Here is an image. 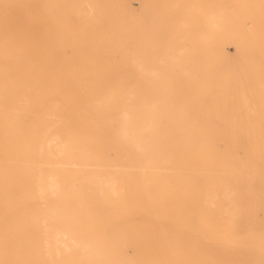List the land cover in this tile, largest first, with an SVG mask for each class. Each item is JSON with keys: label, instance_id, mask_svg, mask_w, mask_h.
<instances>
[{"label": "bare ground", "instance_id": "obj_1", "mask_svg": "<svg viewBox=\"0 0 264 264\" xmlns=\"http://www.w3.org/2000/svg\"><path fill=\"white\" fill-rule=\"evenodd\" d=\"M228 2L204 12L212 64L226 14L258 26L217 74L161 25L132 38L131 0H0V264H264V58L246 57L264 54V0ZM190 71L233 124H189L188 94L154 91Z\"/></svg>", "mask_w": 264, "mask_h": 264}, {"label": "rangeland", "instance_id": "obj_2", "mask_svg": "<svg viewBox=\"0 0 264 264\" xmlns=\"http://www.w3.org/2000/svg\"><path fill=\"white\" fill-rule=\"evenodd\" d=\"M146 1L147 2H145L144 0H131V9L139 12L138 13L139 14L138 19H140L138 22L135 21L132 24V30H131L132 31L131 32L132 38H133V35H135V33H139V32H141V34L143 32H146V34L148 35L149 32L146 30L148 27L153 26V25H157V26L161 25L162 30H158L160 32L157 31V34L158 35L163 34L165 37L173 36V38H171V43H172L173 47L176 48L179 45H183V46H185V48H187V50L191 51L193 54H194V52L199 54V60L197 63L192 62V60L190 58L187 61L183 62L184 65L190 69L193 67H198V66H200V67L206 66L207 68H213L211 70H213L217 74H221L224 72L228 73L229 67H231V68L233 67L235 69L238 66V63H237L238 59H240L241 53L243 52L241 49V46H247L248 43H251L252 40L248 39L247 37L249 34H252L254 31L251 33L248 32L247 34H245L246 36H244V38L242 40L235 39L234 35L236 34V32L237 33L240 32L241 29H247V28L252 29V28H255L256 26H258L256 20H253L252 18L238 17V16L234 17L230 13L226 14L224 19H223L222 30L219 32L220 39H216L217 41H220L221 43H223V45H222L223 50L222 51H224V54H225V58H223V60L224 59L225 60L222 63L212 64L210 62V60H211V49L214 50V48H215L214 45L216 44L215 43L216 41L214 42L213 39L210 38L213 29L210 26L209 20L206 17L204 12L210 6H212L211 2L213 0H207V1L201 0V3H199V0H178V1L177 0H152L151 2H153L155 4L156 9L153 8V6L151 5V3L148 0H146ZM169 1H172V3ZM228 1L230 2V3L228 2L229 3L228 6H229V5H234L233 2H235L236 0H228ZM162 3H163V8H164L163 10L164 11L172 10V8L175 7V3H176V9H174V11L166 13V15L163 16V17H167V19H168L165 24L163 22H160V16H159L160 14H159L158 9H157V7H159ZM144 11H146V13H144ZM181 15H182V19H185L186 22L189 23V25H188L189 31H187V34H185L187 39L184 43L180 42L181 41L180 38L178 39V37L180 36L179 33H181L180 30H179V33H177L178 27L180 25L179 19L181 18ZM155 21H157V23ZM233 21H235V22H233ZM162 24H163V26H162ZM142 25H144V26H142ZM226 26H227V29H226ZM167 30H169V31H167ZM206 34L209 35V37L197 38V39L189 38L190 36H195V35L206 37L205 36ZM255 41H257V40H255ZM131 42H130V45H132V47L134 48L133 39L131 40ZM234 42H236V43H234ZM248 55H250L249 57H251V59H252L251 64L254 67H255V65L262 67L261 64L263 62H261V61L264 58V54L262 51L258 50V51L252 52L250 54L248 53V54H246V57H248ZM130 65H131V69L133 68L130 79L132 81H134L133 78H134L135 73H136V70L134 67L135 62L134 61L130 62ZM154 65H155L156 71L160 72V70H161L159 68L160 64L156 63ZM243 66H245V64ZM176 71H178V70H176ZM179 73H181V75H182L183 72H181V70H179ZM179 73L176 72V75H178ZM208 73H209V69L207 70V75H208ZM194 74H195L194 72L190 71L187 74L186 78L178 79L180 82L186 84L185 87L178 86L179 89H178V87L177 88H163V87H160L157 85L156 87H154V91L159 92V93H166V92L170 93L174 90V91H182L185 94H188V96H187L188 100H187L185 105L188 108H190L189 112L196 114V115L197 114L199 115V117H193L191 119L186 120L187 123H189V124L200 123V124L216 125V124H230V123H232V120L230 121L229 118L222 117V114L220 112H216L215 106L210 102L209 96L204 95V94H200L198 92V91L202 90L203 88L197 89L191 85L192 83H195V82H203V81L205 82V80L207 79L208 76H205V78L198 80V79L194 78ZM228 74H230V73H228ZM115 75H116V72H115ZM226 77L229 78L227 80L230 82H234V83L237 82L235 79H233V76L229 75ZM115 79H117V78H113V80H115ZM130 79L125 80V81L129 82ZM160 80H161L160 78H157L155 80V82L157 84H159L162 81V80L161 81ZM140 81H142V80L140 79ZM206 81H209V80L207 79ZM241 82H247V84H246L247 86L243 87L244 89H247V90L252 89V85H251V83L253 84L252 79H246V80H243ZM213 89H216V87H214ZM238 89L239 88H233V89H229V90L236 92V91H239ZM172 94H173V92H172ZM173 96L175 97V100L177 101V104H178L179 101L182 99L183 95L175 94ZM197 97L200 98L201 104L195 103L197 101ZM196 107L197 108L201 107V108H203V110H201V111L194 110V109H196ZM192 108H194V109H192ZM213 112L220 114L218 116L221 118H217L216 120L211 119L210 116L215 114ZM29 235H32V232H30ZM5 256H6V253L1 255V259L5 260Z\"/></svg>", "mask_w": 264, "mask_h": 264}]
</instances>
